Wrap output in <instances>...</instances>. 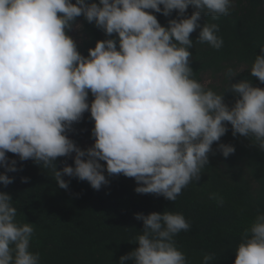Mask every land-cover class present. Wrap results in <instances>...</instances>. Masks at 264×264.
I'll return each mask as SVG.
<instances>
[{
	"label": "clouds",
	"instance_id": "clouds-1",
	"mask_svg": "<svg viewBox=\"0 0 264 264\" xmlns=\"http://www.w3.org/2000/svg\"><path fill=\"white\" fill-rule=\"evenodd\" d=\"M189 6L194 11L185 16ZM230 6V0H0V185L11 184L6 173L18 171L17 160L6 155L12 153L52 169L61 189L69 186L62 178L67 176L99 190L109 183L107 172L133 178L138 194L175 201L199 180L212 144L228 131L226 123L233 136L254 138L264 150V88L243 79L230 84L238 99L229 107L223 94L191 78L190 34L199 29L196 42L221 48L218 26L198 21L202 14L227 15ZM146 10L165 17L176 10L177 18L161 26ZM80 16L106 36L115 34L96 41L87 57L67 34ZM260 53L250 75L264 83V47ZM236 74L231 68L226 73L229 79ZM86 111L94 142L81 149L68 133ZM218 149L225 158L235 151L222 143ZM70 156L73 166L57 170V158ZM11 201L0 192V264H39L29 251L32 224L16 222ZM134 218L143 222L139 247L118 264H186L173 242L190 227L182 214ZM241 240L234 264H264V214ZM211 259L204 256L203 264Z\"/></svg>",
	"mask_w": 264,
	"mask_h": 264
},
{
	"label": "trees",
	"instance_id": "trees-1",
	"mask_svg": "<svg viewBox=\"0 0 264 264\" xmlns=\"http://www.w3.org/2000/svg\"><path fill=\"white\" fill-rule=\"evenodd\" d=\"M86 2L99 3V0ZM230 4L227 15L202 14L198 21L202 26H218L216 35L223 41L221 48L196 42L197 29L190 34L193 46L189 49L191 78L206 89L223 94L224 103L229 107L238 99L228 89L230 84L243 79L254 87L264 88V83L250 75L251 66L264 47V0H230ZM146 11L165 27L168 20L177 18L176 10L168 17ZM193 11L189 6L185 16ZM75 27L79 30L76 37L73 36ZM67 34L85 57L96 41L115 38V34L106 36L83 16L75 19ZM229 68L237 72L231 79L226 75ZM92 99L89 92L88 102ZM93 125L86 111L72 125L69 138L81 149L91 146ZM226 126L225 135L212 144L199 180L190 181L175 201L155 194H138L134 191L137 184L133 178L107 172L104 175L109 183L99 190H94L87 181L67 176L62 178L69 186L61 189L52 169L42 168L32 160L19 161L12 153L6 155L10 160H17L18 171L6 173L13 177V182L0 185V192L11 196V204L17 210L16 222L32 224L29 251L38 255L39 264H118L122 255L139 247L136 238L143 234V222L136 220L134 214L152 212L182 214L190 225L187 231L173 236L186 264H203L206 255L212 257L208 264H234L242 234L258 215L264 214V150L254 138L233 136L231 126L227 123ZM218 143L232 145L234 153L225 158ZM65 164L73 166L71 156L58 157L55 167L61 170ZM0 172L4 169L0 168ZM21 177H27L28 182H21ZM212 193L217 194V199H209ZM221 199L222 203L218 202Z\"/></svg>",
	"mask_w": 264,
	"mask_h": 264
},
{
	"label": "rangeland",
	"instance_id": "rangeland-1",
	"mask_svg": "<svg viewBox=\"0 0 264 264\" xmlns=\"http://www.w3.org/2000/svg\"><path fill=\"white\" fill-rule=\"evenodd\" d=\"M79 34V30L77 27L73 29V36L76 37Z\"/></svg>",
	"mask_w": 264,
	"mask_h": 264
}]
</instances>
